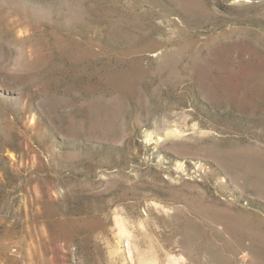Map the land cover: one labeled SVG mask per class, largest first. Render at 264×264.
<instances>
[{
	"label": "rangeland",
	"instance_id": "1",
	"mask_svg": "<svg viewBox=\"0 0 264 264\" xmlns=\"http://www.w3.org/2000/svg\"><path fill=\"white\" fill-rule=\"evenodd\" d=\"M0 264H264V0H0Z\"/></svg>",
	"mask_w": 264,
	"mask_h": 264
}]
</instances>
